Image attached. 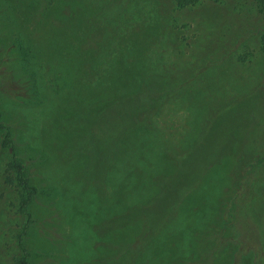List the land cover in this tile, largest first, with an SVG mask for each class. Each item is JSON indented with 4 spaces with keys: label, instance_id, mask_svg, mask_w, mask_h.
Returning <instances> with one entry per match:
<instances>
[{
    "label": "rangeland",
    "instance_id": "1",
    "mask_svg": "<svg viewBox=\"0 0 264 264\" xmlns=\"http://www.w3.org/2000/svg\"><path fill=\"white\" fill-rule=\"evenodd\" d=\"M263 33L254 0L185 8L174 0H0V120L12 140L3 146L0 129V264H16L28 218L5 182L13 156L37 188L26 209L27 264H187L244 177L256 180L264 210ZM190 74L97 167V113L149 80L169 85ZM225 124L219 161L129 261L142 220L116 225L112 216L158 193L157 177L176 168L172 151ZM230 256L227 247L214 264Z\"/></svg>",
    "mask_w": 264,
    "mask_h": 264
},
{
    "label": "trees",
    "instance_id": "2",
    "mask_svg": "<svg viewBox=\"0 0 264 264\" xmlns=\"http://www.w3.org/2000/svg\"><path fill=\"white\" fill-rule=\"evenodd\" d=\"M174 1L177 7L185 8L193 5L197 0ZM254 2L264 12V0H254ZM261 41L264 51V33ZM193 76L190 74L187 77L172 80V83H168L169 85H164L166 84L164 81L149 80L146 82L145 89L143 86L142 93L117 97L100 110L97 113V116H100L97 117L99 119L96 125L97 144L95 146L97 159L100 161L97 167L109 161L111 149L120 145L128 127L133 124L150 123L155 114V107L172 99L180 88L188 86L190 83L186 78ZM146 108L150 112H145ZM0 129L5 130L3 146L12 145L9 129L1 120ZM228 135L229 130L225 124L214 135L203 132L200 139L191 146L172 151L171 156L176 163V168L172 173L157 177L158 193L148 202L133 205L124 212L112 216V223L116 225L142 220L144 233L136 237V242L131 244L133 247L132 252L129 253V261L136 256L135 253L140 248L137 245L149 239L156 229L176 214L183 198L198 185L208 168L219 161L224 153L223 146ZM91 141L90 139L89 142ZM12 151L14 153L15 149L13 148ZM259 158L264 159L262 156ZM262 164L264 167V161ZM4 171L5 182L16 188L19 212L28 217L16 235L22 253L14 257L16 264H27L29 251L25 248L24 236L30 214L26 209L31 198L36 194L37 188L29 183L24 164L15 156L7 162ZM242 179L243 181L235 185V188L224 197L221 222L199 235L200 245L196 256L187 259V264H214L217 254L227 247L231 248L229 264H245L247 259L250 264H264V210L260 206L261 195H255L257 190L255 179L246 177Z\"/></svg>",
    "mask_w": 264,
    "mask_h": 264
}]
</instances>
